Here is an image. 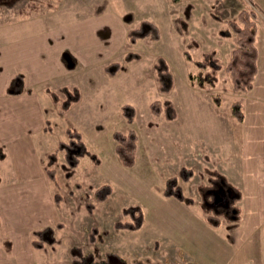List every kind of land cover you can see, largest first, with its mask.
<instances>
[{
  "label": "rangeland",
  "instance_id": "1",
  "mask_svg": "<svg viewBox=\"0 0 264 264\" xmlns=\"http://www.w3.org/2000/svg\"><path fill=\"white\" fill-rule=\"evenodd\" d=\"M89 8L91 17L99 20L103 16L112 17V25L98 30V40L103 43L98 41V58L88 68L95 76L90 78L89 92L82 85L90 73L85 78L80 77L82 81L76 77L81 74L75 73L51 82L49 88L57 93L63 86L78 87L83 100L74 107L68 121L55 110L48 109L53 127L50 145L57 148L58 143L66 139V128L72 126L83 134L89 150L98 155L101 163L95 165L89 157H84L76 174L67 178L62 169L65 157L62 152L59 154V162L54 166L58 183L55 194L63 198L59 206L63 221L54 234L55 243H44L46 251L42 250L45 256L42 264H71L70 248L74 245L83 247L85 252L93 253L98 259L105 257L107 252L116 253L129 264L136 259L143 260L145 264L189 263L191 253L178 254L175 248H170L168 233L171 221L175 219L162 189L168 177L179 175L182 166L190 167L196 176L182 186L184 194L192 198L206 177L195 145L204 147L203 142L218 143L216 137H220L219 143L224 141L231 145L229 148L221 147L220 155H228L230 161L245 160L243 125L231 116L233 102L243 103L245 93L233 90L226 71L236 46V37L224 38L220 31L227 28V21L236 19L242 10L251 8L258 12V25L264 26V12L254 0H180L177 3L173 0H92L91 4L87 0H0V56L6 52L13 53V44L23 41H31L36 47L38 40L53 33V27L71 22L78 17L75 15L78 12L82 13L79 17L83 20L89 17ZM143 20L157 25L161 38L156 42L140 40L132 45L128 32ZM102 51L108 54L106 59ZM210 51L217 53L222 66L220 83L200 93L202 89L191 86L189 75L197 72L193 61L202 60ZM129 52L139 54L140 59L124 63V70L110 77L104 70L105 66L123 62ZM185 52L193 61L187 60ZM40 55L45 53L40 52ZM158 56L166 59L174 75V86L169 94L158 90L152 69ZM212 95H219L222 99L220 118L215 120L209 111ZM60 96L63 98L61 92ZM98 100L106 102L101 105L103 109L97 108ZM156 100L171 101L182 114L187 110L190 112L191 126L188 132L184 126L182 133L187 134L191 142L182 145L168 128L165 130L172 122L152 114L150 104ZM124 104L136 108L132 124H128L122 114L121 105ZM97 123H100L99 127ZM130 130L137 132L140 142L137 162L127 168L116 155L113 134ZM154 141L158 148H155ZM185 146L189 150L185 151ZM150 151L154 153L152 156ZM259 160L264 169V157ZM260 178L262 202L259 216L263 226L260 234H264L263 172ZM103 184L112 186V195L90 214L86 204L94 203V192ZM131 206L143 210L145 222L142 228L136 232L116 230L114 224L125 219L123 210ZM246 222L247 219L240 224H226L217 234L232 235L243 230ZM94 227L99 230V241L95 245L88 242V234Z\"/></svg>",
  "mask_w": 264,
  "mask_h": 264
},
{
  "label": "crops",
  "instance_id": "2",
  "mask_svg": "<svg viewBox=\"0 0 264 264\" xmlns=\"http://www.w3.org/2000/svg\"><path fill=\"white\" fill-rule=\"evenodd\" d=\"M87 1L92 3V0ZM254 2L264 12V0ZM91 8L87 12L89 17H85L90 18L89 20L80 18L82 13L77 11L79 15L74 14L79 19L75 17L69 23L53 27V33L38 40L36 47L31 41H23L13 44V53L6 52L0 56V264H42L45 260L42 250L46 251V247L37 249L33 246L36 237L34 234L47 228H54L56 234L57 225L63 221L59 208L63 201L61 204L55 202L56 187L47 176L45 168L48 155L57 149L50 145L53 127L51 125L52 132L45 131V128L47 122L51 124L48 109L55 110V113L68 121L74 107L82 103L83 94L78 87L63 86L57 93L49 86L52 81L66 77V74L80 73L81 76L76 77L82 81L81 78L90 73L91 76L87 80L83 79L82 85L87 92L90 91V78L95 76L88 68L98 58V41L103 43L98 40V30L112 25V17L103 16L100 20L91 17ZM257 46L258 73L253 89L244 92L242 103L245 119L240 124L244 129L245 160L230 161L228 155H220L221 147H231L227 142L219 143L220 137L215 138L219 141L215 144L209 141L203 142L204 147L195 145L204 175L207 169L216 170L241 190L242 219L238 224L247 219V226L232 235L217 234L224 225L214 228L207 223L198 188L192 195L195 200L193 205L166 197L175 219L171 221L168 233L170 248H175L178 254H192L191 261L183 264H264V234H260L262 225L259 216L262 202L260 177L264 173L259 160L264 157V26L260 24ZM65 51H69L77 60L73 69L67 68L62 61ZM40 52L45 55H40ZM102 52L106 59L108 54L106 51ZM123 70L124 67L121 71ZM121 71L110 77L117 76ZM20 74L24 76L23 92L10 95L9 87ZM219 83L218 79L216 86ZM64 88L79 90L81 99L72 104L63 116L60 114V104L54 102L51 93L60 96ZM202 92L203 89L200 93ZM102 104L105 105L106 102L98 100L97 108L103 109ZM211 105L210 117L219 119L222 105L218 107L213 100ZM175 108L177 118L173 121H168L163 116H154L172 122L165 130L168 128L175 140L184 145L191 142L182 130L185 126V132L189 131L192 116L188 110L182 114L176 105ZM192 111L194 112V107ZM99 124L97 123V127ZM139 142L140 139L137 149ZM154 142L155 148H158L157 142ZM186 150L189 149L185 146ZM151 152L149 154L152 156L154 153ZM183 168L190 167L182 166L179 175L175 176L179 177ZM193 172V177L187 182H181V185L190 183L196 176L194 170ZM204 181L203 185H206L207 175Z\"/></svg>",
  "mask_w": 264,
  "mask_h": 264
},
{
  "label": "trees",
  "instance_id": "3",
  "mask_svg": "<svg viewBox=\"0 0 264 264\" xmlns=\"http://www.w3.org/2000/svg\"><path fill=\"white\" fill-rule=\"evenodd\" d=\"M175 3L180 0H173ZM222 1V0H216ZM258 12L254 9L242 10L236 19L227 21V28L222 29L220 34L224 38L236 37V46L232 51L230 60L226 66V71L230 77L235 92H249L254 87V82L258 73L259 50L257 46L258 37ZM161 31L157 25L149 20L141 21L136 27L128 32V40L134 45L140 40H149L152 42L159 41ZM186 58L193 61L191 55L185 52ZM140 59L137 53L129 52L126 54L123 62H113L109 64L105 71L111 75H116L124 67V63H130ZM62 61L69 69L76 66V58L69 52L65 51L62 55ZM197 67L196 73L189 75L191 85L201 89L207 87H215L219 72L221 71L220 60L215 51L204 54V58L199 61H193ZM158 90L161 93L169 94L174 86V75L169 67L168 62L162 56H158L152 66ZM24 76L18 75L11 83L8 93L10 95H18L23 92ZM63 98L56 93H51L54 102L60 104V114L65 115L71 108L72 104L80 101L81 93L79 90H62ZM212 100L219 107L222 105V99L219 95H212ZM122 114L128 124H132L136 118V108L130 104L122 106ZM150 110L155 116H163L168 121L177 118L175 105L169 101L156 100L150 104ZM231 116L239 123L245 119L243 104L240 101L233 102L231 106ZM45 131L52 132L50 122H47ZM115 141V152L121 164L127 168L136 164L137 146L139 136L136 131L130 130L127 133L117 131L113 134ZM64 154L65 163L62 169L67 178H72L77 171L80 161L84 157H89L95 165H100L101 160L95 153H92L85 140L83 134L72 126L66 130V139L59 142L57 149L50 153L45 163L46 173L49 179L58 188L57 171L55 165L59 162V154ZM207 175V184L198 187V193L201 197V208L206 215L207 223L219 228L226 224H236L242 219V208L240 202L242 200V192L234 186L223 174L216 170L205 171ZM194 175L190 168H183L180 176H171L165 181L162 191L165 197H173L188 205L195 204V200L185 196L181 182L189 181ZM113 188L110 184H103L94 192V203L86 204V209L93 214L97 209V205L105 202L112 195ZM55 202L61 204L63 198L61 195L55 194ZM125 217L122 221L114 224L116 230L136 232L139 231L144 222L145 215L143 210L137 206H131L123 210ZM61 228V224L57 225ZM37 239L33 241V246L37 249L43 248L47 241L51 244L55 243L54 228H47L34 234ZM99 241V230L94 227L88 234L89 244H97ZM71 264H129L128 261L113 252H107L105 257L97 258L93 253H87L83 247L74 245L70 249ZM133 264H145L141 259H136Z\"/></svg>",
  "mask_w": 264,
  "mask_h": 264
}]
</instances>
